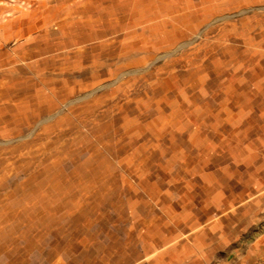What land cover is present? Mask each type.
Masks as SVG:
<instances>
[{
    "label": "rangeland",
    "instance_id": "obj_1",
    "mask_svg": "<svg viewBox=\"0 0 264 264\" xmlns=\"http://www.w3.org/2000/svg\"><path fill=\"white\" fill-rule=\"evenodd\" d=\"M261 191L264 0H0V264H264Z\"/></svg>",
    "mask_w": 264,
    "mask_h": 264
},
{
    "label": "bare ground",
    "instance_id": "obj_2",
    "mask_svg": "<svg viewBox=\"0 0 264 264\" xmlns=\"http://www.w3.org/2000/svg\"><path fill=\"white\" fill-rule=\"evenodd\" d=\"M65 2V1H64ZM181 13V12H180ZM112 16V15H111ZM110 16V17H111ZM71 16L70 15H65L64 17H62V16H60V15H56V16H52V17H44L43 18V21H42V23H41V25H40V27H39V23H37L36 25H35V29H38V28H42L43 29V25H46L47 26V23L49 22V21H54V23L56 24H59V26H57V28L58 29H64L65 27H67V19H69ZM100 17V16H99ZM74 19V17H72V19L71 20H73ZM113 19V18H112ZM118 19V18H117ZM81 21H84V20H82V18H81V16H79V17H77L76 19H74L72 22H71V24H78V23H80ZM109 22V21H108ZM107 22V23H108ZM147 22V21H146ZM151 22V21H150ZM85 23H86V25L87 26H90V27H93L94 25H100V26H104V24L102 25V24H100V22L99 21H92V20H89V19H85ZM106 23V24H107ZM105 24V25H106ZM111 24V23H110ZM99 26V27H100ZM51 28V27H50ZM101 28V27H100ZM52 29V28H51ZM56 29V28H55ZM98 31V30H97ZM39 32V31H38ZM174 32V31H173ZM182 32V31H181ZM99 33L100 34H102L103 33V29H99ZM170 33V32H169ZM28 34V30H26V31H24L23 33H21L20 34V36H22V37H24V39H26V40H29V38H28V36L29 35H27ZM54 34V33H53ZM65 34V33H64ZM68 34V33H67ZM99 34V35H100ZM173 34V33H172ZM43 35V34H42ZM48 35V34H47ZM47 35H46V37H47ZM51 35V34H50ZM80 35V34H79ZM137 35H138V33H137ZM124 36V35H123ZM125 37V36H124ZM144 37V36H143ZM142 37V38H143ZM150 37V36H149ZM148 37V38H149ZM170 37V36H169ZM151 38V37H150ZM160 38V37H159ZM162 38V37H161ZM42 39V38H41ZM132 39H133V37H132ZM138 39V38H137ZM134 40V39H133ZM159 41L161 40V39H158ZM166 39H164L163 41H165ZM46 41V40H45ZM89 41V40H88ZM50 42H51V40H50ZM135 42V41H134ZM158 42V41H157ZM70 43V42H69ZM89 43V42H88ZM93 43V42H92ZM96 43V42H95ZM144 43V42H143ZM46 44H48L47 42H46ZM87 44V43H86ZM122 44V43H121ZM128 45H129V43H127ZM133 44V43H132ZM140 44V43H139ZM69 45H71V44H69ZM117 45V44H116ZM136 45V44H135ZM90 46H92V44L90 45ZM89 46V47H90ZM134 46V45H133ZM98 47V46H97ZM114 46H111V48H113ZM110 48V47H109ZM126 48V47H125ZM149 48V47H148ZM145 49H147V48H145ZM140 50H141V48H140ZM150 50V49H149ZM41 51H42V49H41ZM44 51V50H43ZM84 51V50H83ZM97 51V50H96ZM95 51V52H96ZM114 51H116V50H114ZM112 52V51H111ZM110 51L108 52V53H111ZM143 52V51H142ZM37 53V52H36ZM40 53V52H39ZM79 53V52H78ZM93 53V52H92ZM144 53V52H143ZM83 54V53H82ZM82 54H81V56H82ZM89 54V53H88ZM87 54V55H88ZM147 54H148V52H147ZM149 54H150V52H149ZM144 55V54H143ZM87 57V56H86ZM58 61V60H57ZM120 62V61H119ZM122 62V61H121ZM118 63V62H117ZM104 68V67H103ZM102 68V69H103ZM111 68V67H110ZM101 69V70H102ZM96 72H98V70L96 71ZM48 75V74H47ZM65 76V75H64ZM66 76H67V74H66ZM70 76V75H69ZM76 76V75H75ZM80 76V75H79ZM81 77V76H80ZM96 80H98V79H96ZM75 81H76V79H75ZM75 84V83H74ZM80 84V83H79ZM55 85V84H54ZM58 85V84H57ZM56 86V85H55ZM76 86V85H75ZM76 90V89H75ZM52 99V98H51ZM54 99V98H53ZM49 100V99H48ZM50 101H52V100H50ZM47 102V101H46ZM33 104H35V103H33ZM44 105V104H43ZM49 105V104H48ZM51 105V104H50ZM33 106V105H32ZM40 106H42V104L40 105ZM26 108H27V106H25ZM47 107V106H46ZM54 108V107H53ZM36 109H38L39 110V108H38V106H37V108H35L34 110H36ZM42 109H43V107H42ZM44 110V109H43ZM48 110H49V108H48ZM150 111V110H149ZM35 113H36V111H35ZM28 114V113H27ZM39 115V114H38ZM117 119V118H116ZM121 120V119H120ZM24 122V121H23ZM32 123V122H31ZM258 186H261V184H258V183H256L254 186H252L251 188H250V192H249V194H251V192L252 191H254V188L256 189ZM247 189V188H246ZM259 197H260V199H264V191H261L259 194H257V195H255L254 196V198L252 197L251 199H248V200H246V201H244V202H241L240 204H239V206H238V209H245V208H249V207H251L256 201H258L259 200ZM261 200V201H262ZM223 204V203H222ZM224 206H226V202L224 203ZM231 210V209H230ZM232 211H236V209H234V210H232ZM214 227V226H213ZM213 230V229H212ZM235 231V230H234ZM236 233V232H235ZM230 239V238H229ZM223 241H226V240H228V238L226 239V238H224V239H222ZM264 240V239H263ZM261 243H263V245H262V248H261V250H259V252H258V254L257 255H259V256H264V242H261ZM229 247V246H228ZM227 247V248H228ZM226 249V248H225Z\"/></svg>",
    "mask_w": 264,
    "mask_h": 264
}]
</instances>
